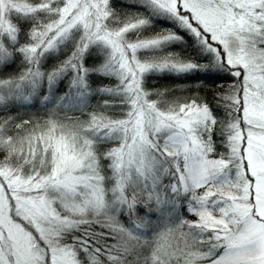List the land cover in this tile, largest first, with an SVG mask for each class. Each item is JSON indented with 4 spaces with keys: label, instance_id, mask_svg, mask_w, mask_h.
<instances>
[{
    "label": "snow or ice",
    "instance_id": "6c2138e0",
    "mask_svg": "<svg viewBox=\"0 0 264 264\" xmlns=\"http://www.w3.org/2000/svg\"><path fill=\"white\" fill-rule=\"evenodd\" d=\"M0 264H264V0H0Z\"/></svg>",
    "mask_w": 264,
    "mask_h": 264
}]
</instances>
